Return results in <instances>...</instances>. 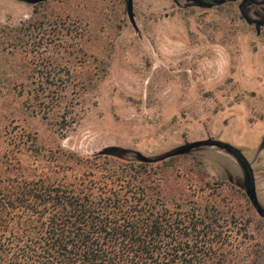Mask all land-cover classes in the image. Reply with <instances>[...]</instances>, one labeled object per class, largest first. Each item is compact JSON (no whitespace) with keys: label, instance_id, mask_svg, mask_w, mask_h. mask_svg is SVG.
I'll return each mask as SVG.
<instances>
[{"label":"rangeland","instance_id":"1","mask_svg":"<svg viewBox=\"0 0 264 264\" xmlns=\"http://www.w3.org/2000/svg\"><path fill=\"white\" fill-rule=\"evenodd\" d=\"M132 2L135 28L126 0H0V159L41 167L60 148L104 167L146 163L166 198L227 214L241 264H264V218L247 196L253 186L264 210V26L252 22L264 5L244 19L240 1ZM27 22V46L12 49L1 29ZM52 79L67 84L40 88ZM203 142L221 146L171 156Z\"/></svg>","mask_w":264,"mask_h":264},{"label":"trees","instance_id":"2","mask_svg":"<svg viewBox=\"0 0 264 264\" xmlns=\"http://www.w3.org/2000/svg\"><path fill=\"white\" fill-rule=\"evenodd\" d=\"M31 29L27 22L1 33L12 49H22ZM66 84L39 83L51 94ZM22 85L12 83L10 91ZM48 158L41 167L0 159V264H241L242 242L227 214L185 194L166 198L146 163L111 158L104 167L99 156L60 148Z\"/></svg>","mask_w":264,"mask_h":264},{"label":"water","instance_id":"3","mask_svg":"<svg viewBox=\"0 0 264 264\" xmlns=\"http://www.w3.org/2000/svg\"><path fill=\"white\" fill-rule=\"evenodd\" d=\"M25 2L31 3V4H36L38 2L41 1H46V0H23ZM133 0H126V13L128 16V19L131 23V25L135 28V21H134V14H133ZM216 145L218 147H220L221 145L219 143H213V142H203V143H195V144H191L182 148H179L177 151H175L171 156H178V155H182L184 153H186L187 151H189L190 149L200 146V145ZM247 196L251 202V204L254 206V208L256 209L257 213L259 216H261L262 218H264V210L260 208L258 202H257V198L255 195V190L253 188V186H248L247 189Z\"/></svg>","mask_w":264,"mask_h":264},{"label":"flooded vegetation","instance_id":"4","mask_svg":"<svg viewBox=\"0 0 264 264\" xmlns=\"http://www.w3.org/2000/svg\"><path fill=\"white\" fill-rule=\"evenodd\" d=\"M189 3H191L193 6H207V7H214L219 6L227 3H233L240 1L239 4V10L242 18H246V9L247 4H253V5H264V0H187ZM253 24L257 26H264V22H255L252 21Z\"/></svg>","mask_w":264,"mask_h":264}]
</instances>
